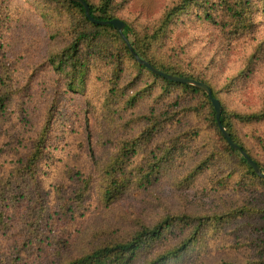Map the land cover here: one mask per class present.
Wrapping results in <instances>:
<instances>
[{
	"label": "trees",
	"instance_id": "obj_1",
	"mask_svg": "<svg viewBox=\"0 0 264 264\" xmlns=\"http://www.w3.org/2000/svg\"><path fill=\"white\" fill-rule=\"evenodd\" d=\"M83 1L93 18L124 23L123 35L140 59L208 86L220 104L221 125L241 151L222 136L204 92L140 65L120 34L91 23L79 4L31 0L32 13L48 24L44 66L57 84L27 152L0 175V234L9 229L8 212L24 205L29 233L23 245L38 241L50 210L41 172L51 145L63 141L80 116L82 101L97 134V155L90 154L87 175L70 177L65 211L77 216L93 193L115 217L96 222L69 245L55 240L58 261L50 264H199L225 247L241 259L215 264H264V179L242 155L264 174V0H176L142 23L127 18L125 0ZM190 32L201 33L217 51L207 58L192 53ZM13 77V65L0 58V134L17 98ZM164 186L200 195L213 207L194 210L184 203L179 211L166 210ZM127 197L160 211L150 219L117 215L114 207ZM6 263L0 253V264Z\"/></svg>",
	"mask_w": 264,
	"mask_h": 264
},
{
	"label": "rangeland",
	"instance_id": "obj_2",
	"mask_svg": "<svg viewBox=\"0 0 264 264\" xmlns=\"http://www.w3.org/2000/svg\"><path fill=\"white\" fill-rule=\"evenodd\" d=\"M174 1L176 0H125L124 8L129 9L131 15L127 18L130 21L142 23L156 16ZM33 7L31 0H0V58L13 65V85L18 90L0 134V175L8 173L27 152V142L42 126L50 95L57 84L52 69L44 66L51 49L48 24L37 13H32ZM189 36L195 40L192 53L198 51L207 58L217 51L215 46L206 44L201 33L196 35L190 32ZM262 76L264 80V72ZM25 85H28L26 90ZM246 102L250 106L254 105L250 99H246ZM78 103L80 116L70 121V127L63 133L64 140L51 145L48 152L52 158L45 163L41 172V194L49 203V217L36 231L38 241H32L31 246L26 248L23 241L29 230L23 218L25 207L21 205L15 213L8 212L9 229L0 234V253L7 260L6 264L56 262L58 257L53 249L55 240L62 239L69 245L79 239L82 232L93 228L96 222L115 217L114 213L110 215L100 208L93 193L91 199L87 200L88 203L86 201L85 209L77 216L75 214L72 217L65 211V202L72 197L69 194L73 190L70 187V177H76V174L81 177L87 175L92 165L90 154H94V157L97 155V134L96 131L93 132V121L87 117L83 102ZM55 132L57 135L60 130L56 129ZM69 170L72 171L71 175L67 174ZM185 192L188 191L175 192L169 186H164L161 195L166 210L179 211L178 208L182 209L184 203L194 210L213 207L210 200H204L200 195L184 194ZM159 211L158 207L150 208L149 211L142 202L131 197L125 198L114 207L117 215L124 214L130 218L150 219L152 214ZM21 217L22 223L16 224ZM223 259L236 261L241 257L234 250L225 247L212 252L199 264H215Z\"/></svg>",
	"mask_w": 264,
	"mask_h": 264
},
{
	"label": "water",
	"instance_id": "obj_3",
	"mask_svg": "<svg viewBox=\"0 0 264 264\" xmlns=\"http://www.w3.org/2000/svg\"><path fill=\"white\" fill-rule=\"evenodd\" d=\"M71 2L77 3L79 4L83 10H84V14L85 17L93 24L95 25H100V26H105V25H110L112 26L121 36V38L124 40L127 48L129 49L131 55L134 57V59L140 64L143 65L145 68H147L149 71H151L152 73L161 76L162 78L174 82V83H178V84H183V85H187V86H191L193 88H196L198 90H201L202 92H204L206 94V96L208 97L209 101L211 102V105L215 111V118L217 120V126L219 131L221 132L222 136L224 137V139L226 140V142L229 144V146L232 148V150L234 151H241V149L238 147L237 144H235L229 134L227 133V131L225 130V128L221 125L219 118H220V113H221V107L219 102L214 99L212 97V93L211 90L209 89L208 86H206L205 84H203L202 82H198L195 80H191V79H187V78H182V77H177V76H172L169 74H166L164 72H161L157 69H155L154 67H152L150 64H148L147 62H145L144 60L140 59L137 54L133 51L132 47L130 46L128 40L124 37L123 35V30H124V23L118 19H113L110 21H101V20H97L95 18H93L90 14V10L88 5L83 1V0H69ZM243 157L245 158L247 164L253 169V171L255 172V174L261 178L264 179V174L261 172V169L259 168V166L253 162L251 160V158H249L246 154L242 153Z\"/></svg>",
	"mask_w": 264,
	"mask_h": 264
}]
</instances>
